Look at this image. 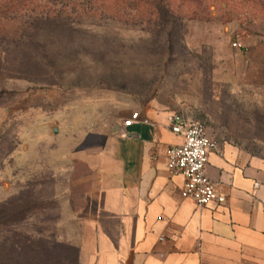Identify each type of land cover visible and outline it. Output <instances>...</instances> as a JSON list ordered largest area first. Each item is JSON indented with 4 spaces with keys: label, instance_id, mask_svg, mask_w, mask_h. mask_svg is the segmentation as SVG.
<instances>
[{
    "label": "rangeland",
    "instance_id": "1",
    "mask_svg": "<svg viewBox=\"0 0 264 264\" xmlns=\"http://www.w3.org/2000/svg\"><path fill=\"white\" fill-rule=\"evenodd\" d=\"M192 4L203 13L183 12L172 35L100 11L95 20L46 24L38 61L31 47L0 37V264H77L58 225L63 180L23 177V163L31 171L46 157L44 140L70 129L78 139L80 124L99 142L98 128L124 105L197 98L200 121L264 155V0ZM236 39L244 47H233Z\"/></svg>",
    "mask_w": 264,
    "mask_h": 264
},
{
    "label": "crops",
    "instance_id": "2",
    "mask_svg": "<svg viewBox=\"0 0 264 264\" xmlns=\"http://www.w3.org/2000/svg\"><path fill=\"white\" fill-rule=\"evenodd\" d=\"M136 111L140 120L126 127ZM201 113L194 97L124 105L98 128L105 133L99 142L89 141L80 124L78 139L70 129L44 140L46 157L32 161L31 171L23 163V177L48 173L63 180L54 196L63 211L58 225L61 241L78 250V264H264L263 154L207 125L218 150L209 155L206 174L224 204L184 198V176L167 168L168 147L183 140L171 119L200 121Z\"/></svg>",
    "mask_w": 264,
    "mask_h": 264
},
{
    "label": "trees",
    "instance_id": "3",
    "mask_svg": "<svg viewBox=\"0 0 264 264\" xmlns=\"http://www.w3.org/2000/svg\"><path fill=\"white\" fill-rule=\"evenodd\" d=\"M194 1L0 0V37L9 39L8 43L17 42L20 46L31 47L30 50H34L30 54V59L38 61L41 57L39 51H41V45L44 43L40 38L42 36L41 29L46 24L56 23L69 26L75 20L79 21L77 23L84 22L87 18L95 20L94 17L102 15L98 13L100 11L105 13L106 20L118 18L128 25L140 21L142 24L147 23L148 26L145 28L156 27V29L166 30L168 35H172L178 17L183 12L187 11L191 18L203 13V10L195 4L188 5ZM121 10L123 11L121 16L117 15ZM65 247L75 252L78 264V250L69 245ZM2 264L16 263L2 260Z\"/></svg>",
    "mask_w": 264,
    "mask_h": 264
},
{
    "label": "built area",
    "instance_id": "4",
    "mask_svg": "<svg viewBox=\"0 0 264 264\" xmlns=\"http://www.w3.org/2000/svg\"><path fill=\"white\" fill-rule=\"evenodd\" d=\"M232 46L240 49L244 44L236 39ZM140 118L138 111L133 112L123 124L129 127ZM143 121L149 122L148 119ZM171 130L183 139L180 144L171 145L166 151L167 168L174 174L184 176L182 196L192 198L199 206L224 204L225 195L220 193L206 174L209 155L218 150V141L209 135L207 124L198 120H187L183 115L175 114L171 119Z\"/></svg>",
    "mask_w": 264,
    "mask_h": 264
},
{
    "label": "water",
    "instance_id": "5",
    "mask_svg": "<svg viewBox=\"0 0 264 264\" xmlns=\"http://www.w3.org/2000/svg\"><path fill=\"white\" fill-rule=\"evenodd\" d=\"M55 131H57V129H55Z\"/></svg>",
    "mask_w": 264,
    "mask_h": 264
}]
</instances>
